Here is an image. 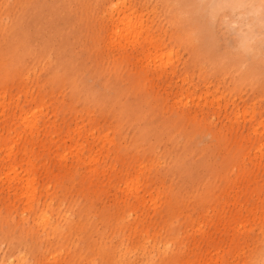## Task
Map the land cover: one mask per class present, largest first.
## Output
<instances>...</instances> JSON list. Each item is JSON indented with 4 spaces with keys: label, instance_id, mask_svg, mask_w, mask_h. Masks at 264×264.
I'll use <instances>...</instances> for the list:
<instances>
[{
    "label": "rangeland",
    "instance_id": "1",
    "mask_svg": "<svg viewBox=\"0 0 264 264\" xmlns=\"http://www.w3.org/2000/svg\"><path fill=\"white\" fill-rule=\"evenodd\" d=\"M211 39L182 0H0V264H264V50Z\"/></svg>",
    "mask_w": 264,
    "mask_h": 264
},
{
    "label": "bare ground",
    "instance_id": "2",
    "mask_svg": "<svg viewBox=\"0 0 264 264\" xmlns=\"http://www.w3.org/2000/svg\"><path fill=\"white\" fill-rule=\"evenodd\" d=\"M210 5L221 7L211 8ZM183 11L189 16V22L204 36H210L209 54L215 62L232 60H247L251 67L256 64L252 57L259 50H264V0H182ZM61 21L62 18L60 17ZM59 22V18L56 19ZM40 18L29 17V26L32 33L23 36L22 31L18 35L26 40L38 36L35 31ZM221 29L233 35L229 43H225V50H217V41L220 39ZM23 33V34H22ZM264 75V65L262 66ZM196 130L189 136L191 144L195 145L196 136L201 134ZM189 150L191 148L189 147ZM200 167L204 163L198 164ZM188 178L193 172L191 166L186 167Z\"/></svg>",
    "mask_w": 264,
    "mask_h": 264
},
{
    "label": "snow or ice",
    "instance_id": "3",
    "mask_svg": "<svg viewBox=\"0 0 264 264\" xmlns=\"http://www.w3.org/2000/svg\"><path fill=\"white\" fill-rule=\"evenodd\" d=\"M209 7L216 8V7H221V6H218V5H210Z\"/></svg>",
    "mask_w": 264,
    "mask_h": 264
}]
</instances>
